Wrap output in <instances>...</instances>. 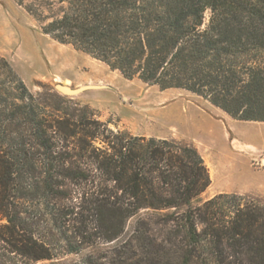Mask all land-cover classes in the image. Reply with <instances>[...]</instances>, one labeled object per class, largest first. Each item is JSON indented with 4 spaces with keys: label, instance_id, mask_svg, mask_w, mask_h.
Instances as JSON below:
<instances>
[{
    "label": "trees",
    "instance_id": "16d2710c",
    "mask_svg": "<svg viewBox=\"0 0 264 264\" xmlns=\"http://www.w3.org/2000/svg\"><path fill=\"white\" fill-rule=\"evenodd\" d=\"M14 1L125 78L264 121V0ZM209 184L193 145L113 131L0 55V264H264V201Z\"/></svg>",
    "mask_w": 264,
    "mask_h": 264
},
{
    "label": "rangeland",
    "instance_id": "374dc122",
    "mask_svg": "<svg viewBox=\"0 0 264 264\" xmlns=\"http://www.w3.org/2000/svg\"><path fill=\"white\" fill-rule=\"evenodd\" d=\"M208 18L206 10L204 23ZM0 55L32 93L45 88L57 91V82L71 88L89 86L72 96L57 92L89 105L96 118L113 131L193 145L210 176L199 200L230 193L264 201V121L236 120L188 90H161L138 78H125L105 63L44 34L40 23L14 0H0ZM134 220L128 221L121 238L129 234ZM78 257L68 254L63 259Z\"/></svg>",
    "mask_w": 264,
    "mask_h": 264
},
{
    "label": "water",
    "instance_id": "95a60500",
    "mask_svg": "<svg viewBox=\"0 0 264 264\" xmlns=\"http://www.w3.org/2000/svg\"><path fill=\"white\" fill-rule=\"evenodd\" d=\"M54 87L61 94L72 96V95H76V94L82 92L83 90L87 89L89 86H80V87L71 88L65 84L57 82L54 84Z\"/></svg>",
    "mask_w": 264,
    "mask_h": 264
},
{
    "label": "crops",
    "instance_id": "0c3cea01",
    "mask_svg": "<svg viewBox=\"0 0 264 264\" xmlns=\"http://www.w3.org/2000/svg\"><path fill=\"white\" fill-rule=\"evenodd\" d=\"M261 161H263V163H264V157L261 158ZM262 167L264 168V165H262Z\"/></svg>",
    "mask_w": 264,
    "mask_h": 264
},
{
    "label": "bare ground",
    "instance_id": "6f19581e",
    "mask_svg": "<svg viewBox=\"0 0 264 264\" xmlns=\"http://www.w3.org/2000/svg\"><path fill=\"white\" fill-rule=\"evenodd\" d=\"M7 20V19H6ZM6 26V25H5ZM14 26V25H13ZM8 27V26H7ZM8 31V30H7ZM10 31V30H9ZM7 33V32H6ZM18 33V32H17ZM12 35V34H11ZM16 35V34H15ZM13 37V36H12ZM13 41V40H12ZM55 79H58L57 77Z\"/></svg>",
    "mask_w": 264,
    "mask_h": 264
}]
</instances>
